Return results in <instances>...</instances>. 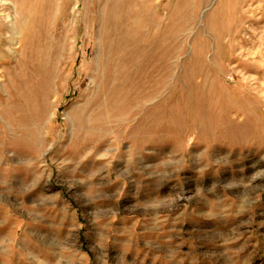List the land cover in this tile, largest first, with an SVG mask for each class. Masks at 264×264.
Listing matches in <instances>:
<instances>
[{
    "label": "rangeland",
    "instance_id": "374dc122",
    "mask_svg": "<svg viewBox=\"0 0 264 264\" xmlns=\"http://www.w3.org/2000/svg\"><path fill=\"white\" fill-rule=\"evenodd\" d=\"M31 2L0 0V264H264V0Z\"/></svg>",
    "mask_w": 264,
    "mask_h": 264
},
{
    "label": "bare ground",
    "instance_id": "6f19581e",
    "mask_svg": "<svg viewBox=\"0 0 264 264\" xmlns=\"http://www.w3.org/2000/svg\"><path fill=\"white\" fill-rule=\"evenodd\" d=\"M35 2H36V0H35ZM35 2H34V3H35ZM31 3H33V2H31ZM34 3H33V4H27V5H25V6H26V11H27L28 15H30L29 13H31V11L34 12V11L36 10V9L34 10V8H35V7H38V6H34V5H36L37 3H39V1H38L36 4H34ZM33 10H34V11H33ZM36 13H37V11H36ZM31 16H32V15H31ZM34 17H35V16H34ZM35 18H36V17H35ZM31 19H32V17H31ZM28 21H29V20H28ZM30 21H31V20H30ZM30 21H29V22H30ZM32 21H34V20L32 19ZM22 23H23V22H22ZM22 23H21V24H22ZM31 23H32V22H31ZM23 24H24V23H23ZM21 26H22V25H21Z\"/></svg>",
    "mask_w": 264,
    "mask_h": 264
}]
</instances>
